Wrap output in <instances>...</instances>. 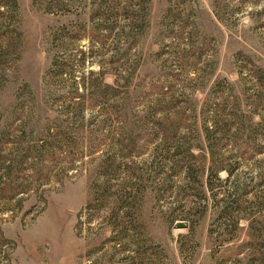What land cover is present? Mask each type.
<instances>
[{
	"label": "rangeland",
	"instance_id": "obj_1",
	"mask_svg": "<svg viewBox=\"0 0 264 264\" xmlns=\"http://www.w3.org/2000/svg\"><path fill=\"white\" fill-rule=\"evenodd\" d=\"M1 164L0 264H264V0H0Z\"/></svg>",
	"mask_w": 264,
	"mask_h": 264
},
{
	"label": "trees",
	"instance_id": "obj_2",
	"mask_svg": "<svg viewBox=\"0 0 264 264\" xmlns=\"http://www.w3.org/2000/svg\"><path fill=\"white\" fill-rule=\"evenodd\" d=\"M116 6L117 5H120V3L118 2V3H114ZM97 30L99 31V28H97ZM64 68V66H62V67H60L59 68V70L58 71H60V70H62ZM8 166H9V164H8ZM3 166H2V164L0 165V168H2Z\"/></svg>",
	"mask_w": 264,
	"mask_h": 264
},
{
	"label": "water",
	"instance_id": "obj_3",
	"mask_svg": "<svg viewBox=\"0 0 264 264\" xmlns=\"http://www.w3.org/2000/svg\"><path fill=\"white\" fill-rule=\"evenodd\" d=\"M179 225H180V224H179ZM179 225H178V226H179Z\"/></svg>",
	"mask_w": 264,
	"mask_h": 264
}]
</instances>
